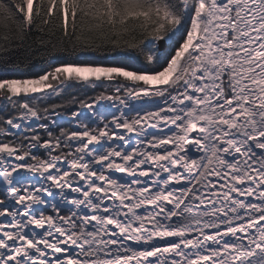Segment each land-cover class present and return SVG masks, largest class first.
<instances>
[{
    "label": "snow or ice",
    "instance_id": "1",
    "mask_svg": "<svg viewBox=\"0 0 264 264\" xmlns=\"http://www.w3.org/2000/svg\"><path fill=\"white\" fill-rule=\"evenodd\" d=\"M0 264H264V0H0Z\"/></svg>",
    "mask_w": 264,
    "mask_h": 264
}]
</instances>
